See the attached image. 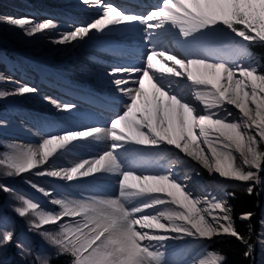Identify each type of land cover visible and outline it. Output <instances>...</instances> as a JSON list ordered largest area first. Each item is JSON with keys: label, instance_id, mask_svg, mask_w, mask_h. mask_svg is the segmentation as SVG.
I'll return each mask as SVG.
<instances>
[{"label": "snow or ice", "instance_id": "1", "mask_svg": "<svg viewBox=\"0 0 264 264\" xmlns=\"http://www.w3.org/2000/svg\"><path fill=\"white\" fill-rule=\"evenodd\" d=\"M83 2L89 6L103 4V0ZM101 13L94 22L76 28L56 42L63 44L83 38L93 29L103 31L109 25L138 20L157 37L174 30L185 43L217 37L224 29L242 41L264 43V0H161L156 10L146 17L125 14L113 5L102 7ZM0 22L21 28L28 36L55 28L51 21L32 24L27 19L4 17ZM152 34L149 32V37ZM242 41H237V47L231 52L221 50L219 58L214 60L203 56L182 59L154 46L146 56L145 67L120 69L140 73V76L133 82L135 87L119 88L128 99L122 114L113 119L108 128L68 131L47 136L36 146H13L10 152L0 156V171L6 176L38 168L50 157L71 151L74 142L81 139L106 140L109 142L107 150L92 160L35 174L69 182L78 176L101 171L120 177L116 197L53 198L51 203L59 210L49 211L21 196L22 206L15 209L16 213L20 217L31 216V229L39 232L56 249L57 255L68 256L69 264H167L165 253L151 242L177 237L157 234V230L207 239L227 234L243 242V236L229 215L231 209L225 203L213 199L202 208L200 205L207 201L193 197L187 186L172 178L170 173L138 174L128 170L118 151H129L125 144L156 149L161 145L174 146L221 177L245 182L259 180L258 173L264 170V150L261 149L264 143V73L251 59L243 65L236 59L226 58L232 53L250 57ZM154 58L159 60L161 67L153 63ZM145 80L150 92L145 90ZM114 83L121 86L128 80L115 79ZM185 86L193 102L178 91ZM34 91L29 87L17 92L0 91V97ZM226 105L235 108L239 116L229 119L233 113ZM220 111L226 115L222 117ZM3 190L9 189L4 187ZM38 191L44 192V189L38 188ZM247 191L251 194L253 188ZM150 209L153 211H148ZM215 210L223 215L213 214ZM250 217L251 213H246L241 219ZM65 218L68 221L62 223ZM47 225H57V228L40 231ZM145 229L148 231H143ZM11 240L12 233H0V245ZM224 259L213 253L201 264H223Z\"/></svg>", "mask_w": 264, "mask_h": 264}, {"label": "bare ground", "instance_id": "2", "mask_svg": "<svg viewBox=\"0 0 264 264\" xmlns=\"http://www.w3.org/2000/svg\"><path fill=\"white\" fill-rule=\"evenodd\" d=\"M116 1L120 6L115 7L119 10H125L121 7L122 3L132 4L133 7V5H146L149 2L147 0ZM160 3L161 0L152 2L151 4L155 6L153 5L140 17H146L147 14L156 10ZM103 4L89 6L83 0H0V18L27 19L32 24L51 21L55 25V28L28 36L23 29L0 22V43L2 44L0 45V91L17 92L23 87L35 89L34 92L23 95L0 97V129L5 132L1 146L7 149V153L13 146H36L50 135L68 131H83L93 127L108 128L111 121L122 114L128 99L124 93L119 91V88L135 87L133 82L140 76V73L136 72L120 75L114 70L120 68L119 65L122 64L136 68L145 67L146 56L150 54L154 46L182 59L203 56L214 60L217 58L209 54V51L214 48H223V45L228 42V38L221 34L211 39L185 43L182 37L175 35L174 30L157 37L153 30L148 29L138 20L127 24L109 25L103 31L93 29L87 36L63 44L56 42L65 34L100 18ZM149 32L153 33L151 37L148 35ZM134 39L140 42V46L145 47L144 51L139 54L131 51L127 56H122L120 54L122 49L134 50L138 47ZM3 46L6 49H1ZM231 50L232 48L228 47L225 51L231 52ZM136 54L137 58H135ZM227 58L236 59L237 57L235 53H232ZM108 60H111L110 64ZM237 62L240 63L239 60ZM153 63L161 67L159 60L155 58ZM115 79H126L128 83L117 86L114 83ZM68 84H74L80 89L91 92L97 100L112 98L115 103L107 107L100 103L95 104L97 106L95 107L90 103V101L95 103L94 99L79 101L76 98L78 93L69 96L67 98L69 102H62L57 97L47 96L50 93L54 95L55 91L60 93L69 86ZM144 87L146 91H151L147 80H145ZM54 89L57 90L53 91ZM178 91L193 102L186 86L179 88ZM56 104L61 107L57 108ZM64 105L74 107L65 109ZM225 107L233 113V117L229 119L239 116L232 106L226 105ZM101 115L105 117L102 118ZM220 115L223 117L226 113L220 111ZM108 143L106 140L97 141L91 137L81 139L74 142L71 151L50 157L47 163L21 173L20 177L46 191L54 187L60 193L65 194V199L69 200L116 197L120 177L112 173L101 171L86 177L78 176L71 182L59 177L34 175L38 171L60 170L72 167L83 160H92L107 150ZM168 146L161 145L156 149L125 144L129 151L125 152L123 149L118 151L128 170L138 174L170 173L172 178L187 186V191L193 197L207 201L200 205L202 208L207 207L208 202H212L213 199L226 204L224 199H228L227 193L231 192V188L243 186L246 183L221 177L199 162L185 156L174 146H169V148ZM124 156L128 158L124 159ZM178 163L183 165L185 169L183 172L180 167L176 166ZM85 167L87 168V165ZM189 174L192 178L188 180ZM8 177L5 175V178ZM0 179L2 184H9L7 179ZM250 182L256 183V181ZM259 185L264 189V181H261ZM191 187L194 188L193 192L190 191ZM212 211L209 209V212ZM213 214L223 215L219 210H215ZM205 215L208 216L207 213ZM162 222L168 223L167 221ZM157 234L177 237L176 240L151 242L165 253L164 258L167 264H201V261L207 260L214 253L212 249L208 250L207 241L210 239L179 233H163L158 230ZM222 235L225 234L218 236ZM258 237L259 264H264V216L260 219Z\"/></svg>", "mask_w": 264, "mask_h": 264}, {"label": "rangeland", "instance_id": "3", "mask_svg": "<svg viewBox=\"0 0 264 264\" xmlns=\"http://www.w3.org/2000/svg\"><path fill=\"white\" fill-rule=\"evenodd\" d=\"M220 27H223V26H220ZM223 34L228 38V42H226L223 45V48H225V50L228 47L235 49L237 47L236 42L242 41V38L235 36L234 33H231L227 29L223 30ZM242 43L248 47L251 55L250 57L238 55L239 59L236 58V60H239L240 63L247 65L249 63V60L251 59V61L256 63V65L258 66L259 71L264 73L262 62L259 60L258 56L253 51L250 50L249 45L251 42L242 41ZM0 45L2 46L1 43ZM3 48L6 49L5 46H3ZM236 57H237V54H236ZM257 139H259V137H257ZM262 144L264 146V143ZM6 153H7V149L1 146V141H0V156H3ZM236 155L237 157L239 156V154H236ZM123 158L126 159L128 157L124 156ZM245 170H248V169H245ZM253 171L255 170L253 169ZM1 174H2V171H0V178L7 179L9 181V184L5 185V184H2V181H0V186H2L0 187V221H1L0 222V233L2 232L12 233V240L9 243L0 245V264H8V263H12L13 261L15 262L14 264H43V261L45 260L50 261L53 258H62L63 260H66V258L69 259V257L66 255L65 256L57 255L56 249L42 235H40L39 232L31 229L30 224H29V220L31 219V216L20 217L15 211L17 207L22 206V202L20 200L21 196L39 203L46 210L49 209V211H53V210L58 211L59 207L57 205H53L51 203V200L53 198H56V199L65 198V194L60 193V191L56 190V188L54 187H50L51 189H47V191L46 189L42 187H38V186L37 188H34L33 187L34 184H31L25 180H22L20 175H13V176H9L8 178H5V175L3 174L1 175ZM258 176H259V180H257L256 183L247 181L246 183H244L243 186L231 188L232 189L231 191L247 192V189L249 187H252L253 191L256 193L255 195L260 201V206L258 207V209L262 211L264 210V205L262 206V201L264 200V189L263 187H261V185H259V183L261 181H264V170L260 171L258 173ZM4 187H6L9 190L4 191L3 190ZM38 188L44 189V192L38 191ZM48 191L52 195L48 196L44 194L45 192L48 193ZM224 201H226V204H227L226 206L231 209V212L229 213V215L232 217V221H234L233 208L231 206V202L229 204V202L227 203L226 199H224ZM41 202L43 205L41 204ZM49 206H52L54 209L50 210V208H48ZM260 214L261 213H258L259 217H260ZM239 220L243 223L247 231V233L245 234V237L249 241H252L251 244H253L252 246H247L246 247L247 249L245 248V250H247V253L249 255L251 264H259V259L257 260V257H258V238H259L258 234H259L260 223H257L256 229L254 228L250 229L248 224L251 221V217L249 219H241V216H240ZM67 221H68V218H65V220L62 221V223L67 222ZM56 228H57V225H47V226H44V228H42L40 231H45V230L55 231ZM172 237H175V236H172ZM228 237H231V236L225 234L222 236L214 237L208 240L207 244L216 243L217 241H221ZM176 239L177 238H174L173 240H176ZM252 252H254L255 254H253ZM214 253L221 255L215 249H214Z\"/></svg>", "mask_w": 264, "mask_h": 264}, {"label": "trees", "instance_id": "4", "mask_svg": "<svg viewBox=\"0 0 264 264\" xmlns=\"http://www.w3.org/2000/svg\"><path fill=\"white\" fill-rule=\"evenodd\" d=\"M242 27V26H237ZM252 50L258 56L260 61L262 62L264 68V43L261 42H253L251 46ZM261 149L264 150L263 144H261ZM256 193L253 191L251 194L244 191H233L230 192L229 195L231 197V206L233 208V218H234V226L236 230L243 236L244 241L235 238V237H228L221 241H217L216 243L212 244V247L217 250L225 259V264H251L249 259V255H245L247 250L245 248L247 246H252V241H249L245 234L247 233L245 226L239 220V217L246 213H251V221L248 224L250 229H256L258 223V207L260 206V201L255 195ZM229 200V198H228ZM229 201V204H230ZM248 229V228H247ZM247 249V248H246ZM253 253V252H252ZM69 259L63 260L62 258H53L50 260L49 264H68ZM223 263V264H224ZM14 264V263H8Z\"/></svg>", "mask_w": 264, "mask_h": 264}]
</instances>
